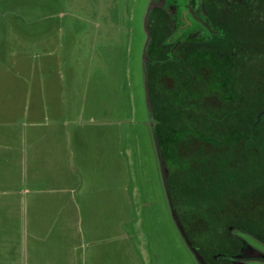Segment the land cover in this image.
<instances>
[{
    "label": "rangeland",
    "instance_id": "1",
    "mask_svg": "<svg viewBox=\"0 0 264 264\" xmlns=\"http://www.w3.org/2000/svg\"><path fill=\"white\" fill-rule=\"evenodd\" d=\"M151 5L0 0V228L11 227V199H95L88 262L97 249L98 264H199L175 219L148 103Z\"/></svg>",
    "mask_w": 264,
    "mask_h": 264
},
{
    "label": "flooded vegetation",
    "instance_id": "2",
    "mask_svg": "<svg viewBox=\"0 0 264 264\" xmlns=\"http://www.w3.org/2000/svg\"><path fill=\"white\" fill-rule=\"evenodd\" d=\"M151 2L148 103L179 230L199 264H264V0Z\"/></svg>",
    "mask_w": 264,
    "mask_h": 264
},
{
    "label": "crops",
    "instance_id": "3",
    "mask_svg": "<svg viewBox=\"0 0 264 264\" xmlns=\"http://www.w3.org/2000/svg\"><path fill=\"white\" fill-rule=\"evenodd\" d=\"M67 185L64 183L58 192H67ZM86 201L91 202L86 204ZM9 202L13 209L12 219L8 221L11 227L0 228L7 234L6 238L0 237V254L4 256L0 258V264L99 263L97 249H92L91 263L85 259L86 246H93L100 236L96 235L100 231L92 226L94 209L99 203L95 199H67L64 196L62 199H11ZM4 208L5 205L0 203V210L4 211ZM82 214L90 223L87 236L81 225ZM123 257L126 260V255Z\"/></svg>",
    "mask_w": 264,
    "mask_h": 264
},
{
    "label": "water",
    "instance_id": "4",
    "mask_svg": "<svg viewBox=\"0 0 264 264\" xmlns=\"http://www.w3.org/2000/svg\"><path fill=\"white\" fill-rule=\"evenodd\" d=\"M149 45H150V42L148 40V48H149ZM148 48L146 50V53H145V63L148 61ZM146 67V73H147V85H148V72H147V65L145 66ZM155 137H156V144H157V148H158V152H159V160H160V164H161V167H162V170H163V173H164V180H165V183H166V186H167V190L170 194V198H171V202H172V197H171V193H170V186H169V183H168V170L165 166V163H164V160L162 158V154H161V148L159 146V142H158V138L155 134ZM173 206V204H172ZM174 210V208H173ZM174 215H175V211H174ZM176 219V217H175ZM177 221V220H176Z\"/></svg>",
    "mask_w": 264,
    "mask_h": 264
},
{
    "label": "trees",
    "instance_id": "5",
    "mask_svg": "<svg viewBox=\"0 0 264 264\" xmlns=\"http://www.w3.org/2000/svg\"><path fill=\"white\" fill-rule=\"evenodd\" d=\"M261 109H263V108H261ZM155 132L157 133L156 135H158V137H160V128H157L156 130H155ZM160 143H161V139H160ZM246 157V156H245ZM253 160V159H252ZM251 163L252 161H246V160H242V162H241V164H243V163ZM235 174H237V172H235ZM235 179H237V176H235ZM184 189H185V192H184V195L185 196H189V195H191V188L190 187H184ZM171 193V192H170ZM171 197H172V194H171ZM233 203H235V205L237 204V202L236 201H234ZM174 208V207H173ZM229 212H232V213H236V208L234 207L233 209H230L229 208Z\"/></svg>",
    "mask_w": 264,
    "mask_h": 264
}]
</instances>
